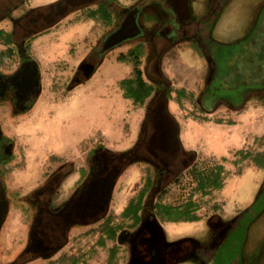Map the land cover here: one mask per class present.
Instances as JSON below:
<instances>
[{"label":"rangeland","instance_id":"obj_1","mask_svg":"<svg viewBox=\"0 0 264 264\" xmlns=\"http://www.w3.org/2000/svg\"><path fill=\"white\" fill-rule=\"evenodd\" d=\"M16 1L17 9L1 26L12 27L14 20L30 10L60 0H0V7ZM213 1L187 0L184 5L179 4L178 12L182 16L183 9L189 6L197 20L209 14ZM232 7L237 17L257 15L258 21L247 38L244 35L250 20L242 27L241 23L231 25L230 18H226L228 24L225 21L228 31L220 29L211 35L215 77L209 88L220 100L214 110L205 112L200 103L212 73L201 45L181 42L164 57L162 72L171 83L169 111L180 125L185 148L197 151L198 167L185 171L160 194L155 189L145 202L192 208L200 222L218 214L227 218L242 214L239 224L225 236L224 229L216 234L211 228L198 233L211 236L212 245L219 242L212 256L214 261L209 264H240V257L250 264H259L264 257V168H260L264 165V0H239ZM222 13L220 10L214 14L215 18ZM80 25L86 29L80 31ZM105 32L102 23L86 16L66 18L43 33L46 35L20 42L26 53H12L14 62L5 61L0 68L4 77L13 76L28 56L43 71L40 94L27 102L26 110L17 106L18 100L8 99L0 105V138H7L9 150L5 154L11 155L10 164L0 172L6 190L0 218V264H128L120 256L122 230L127 226L122 211L132 199L136 200L147 172L146 164L131 166L120 179L107 223L73 228L68 244L51 258L31 259L25 254L34 194L63 171L68 174L69 189L61 190L68 194L79 169L88 166L96 152L126 155L141 138L151 99L139 104L127 97L122 82L134 76V65L124 57L118 58L124 48L110 52L92 79L75 87L72 84L80 63ZM4 50L0 47L2 60L6 58ZM252 60L261 66L255 75L251 73L255 66ZM139 66L143 70L144 62ZM228 100H238V104L242 100V106L233 108ZM225 125L230 127L229 134L221 132ZM238 133L240 142L237 139L224 149V140L233 139ZM217 165L224 167L222 186L199 190L197 176ZM239 180L237 193L242 200L238 207L242 210L233 213L229 207L233 198L227 195V189ZM251 198L254 201L248 205Z\"/></svg>","mask_w":264,"mask_h":264},{"label":"flooded vegetation","instance_id":"obj_2","mask_svg":"<svg viewBox=\"0 0 264 264\" xmlns=\"http://www.w3.org/2000/svg\"><path fill=\"white\" fill-rule=\"evenodd\" d=\"M186 1L134 0L127 6L115 4L116 0H96L92 3L99 10L103 2L107 4L113 21L111 28L101 36L89 56L80 63L72 80L73 86L84 84L92 79L110 52L124 48L118 58L124 57L134 65V76L129 80L130 86L137 87L140 83H145L148 89L151 87L147 98L151 99V102L147 108L141 138L129 153L113 154L104 150L96 152L88 166L79 169L78 177L68 194L62 193L61 190L69 189L66 171L60 172L55 180L34 194L30 207L33 216L29 230V246L25 252L31 259L33 257L35 259L37 257L51 258L56 255L68 244L73 228L91 226L98 222L107 223L112 213L114 194L120 179L131 166L146 164L147 172L142 178L143 185L136 195V200L132 199L122 211V218L127 226L123 228L124 232L120 240L128 244L131 253L129 264H182L184 262L209 264V261H214L212 256L215 255L219 242L212 245L211 236L208 238L209 236L205 233L203 238H173L165 228L170 223L199 222L195 219L192 208L151 205L145 202L146 197L152 195L155 189L160 194L169 183L180 179L185 171L198 167L197 151L185 148L181 140L180 125L169 111L171 83L163 75L162 63L173 46L181 42H194L201 45L202 53L212 70L206 88L200 96L201 106L205 112H210L214 110L215 103L220 101L212 93L213 89L209 88L215 77L213 75L215 51L208 31L209 21L206 22L208 25L205 27L204 22L192 16L189 6L183 9L181 16L178 12L179 4L184 5ZM18 5L16 1L5 3L0 7V23L12 17V12ZM222 7L220 3L212 10L211 17L214 18ZM43 8L45 7L32 9L23 14L20 19L14 20L10 32L0 37V47L5 49L6 56L3 60L0 58V68L5 61L14 62L15 55L12 53H26V49H23L20 42L31 40L47 32L62 19L83 7L69 10L60 18L48 17ZM4 28L0 25L1 32H5ZM18 43L21 45L19 46ZM27 58L28 56L23 58L20 68L17 71L14 70L13 76L4 77L0 74V105L8 99L18 100L17 106L21 110H26L27 102L39 96L42 87L40 69L37 64ZM140 62H144L145 70L139 66ZM254 65L251 73L255 75L261 66L257 67L256 63ZM126 93L128 94L127 89ZM132 99L135 101L134 98ZM228 101L232 103L233 108L242 106V100L239 104L238 100ZM7 144V138L2 136L0 138V172H3L1 170L3 166L10 164V162L6 163L11 159V155L5 154L9 150ZM114 178L115 185L111 196L108 197L109 185ZM4 191H6L5 185L0 176V218ZM57 191H61V194ZM141 194L143 199L139 204ZM77 201L81 202L83 212L80 217L73 220L65 215ZM242 216L241 214V216L227 218L221 214L213 215L206 221V226L207 229L214 230V234L224 229L223 236H225L239 224V218ZM225 219L228 220L227 223L224 222ZM217 255L216 258H218ZM28 259L29 257L26 260ZM239 261L240 264H250L241 257ZM259 264H264V257Z\"/></svg>","mask_w":264,"mask_h":264},{"label":"crops","instance_id":"obj_3","mask_svg":"<svg viewBox=\"0 0 264 264\" xmlns=\"http://www.w3.org/2000/svg\"><path fill=\"white\" fill-rule=\"evenodd\" d=\"M238 1L239 0H214L213 4L211 5L212 9L209 12V14L206 15V16L201 15V17H199V19L202 22H204V24L207 21H209L210 25L208 27V31H209V33L211 35L214 34L216 31H220V29L223 32H225V29H226V31H228V26H227L228 21H226V18H230L229 19L230 20L229 23L231 25L238 26L239 23H241V25L243 24L242 27L245 26L244 24H246V21L250 20L249 24L246 25V32H245L244 36H246V38H247V37L252 35V31L255 28L256 23L258 21V16L256 15L255 18H252L251 15L250 16L245 15V16H238L237 17L236 14H235L236 10L234 9V7H232V5L236 4ZM133 2H134V0H116L115 4H118L120 6H127V5H131ZM221 2H224L223 3V7L221 9V11L223 12L222 15L219 16V18L211 17L210 13L212 12V10L217 8ZM108 7L109 6H107V4H105L103 2L101 7H100V10H99L98 8H96V5L90 4V5H87V6H83V8H81L80 10L70 14L66 18H71L72 16H74V17H84V16H86V18L89 19V20H92L94 22L102 23L103 28H105L106 31H107L108 29L111 28L112 21H113L112 14L109 12L110 9ZM66 18H64V19H66ZM64 19H62L56 25H60V23ZM225 21L227 22V24H226ZM237 21H239V22H237ZM204 26L206 27V25H204ZM2 27H5L4 28L5 29L4 35L6 36V34L10 32L11 27L9 25H7V24H6V26H2ZM80 27H81L80 31L86 29V26L80 25ZM44 35H46V34H43V36ZM37 38H39V37H37ZM37 38L33 39L32 41L36 40ZM39 69H40V74H41V78H42L43 77V71L41 69V66L39 67ZM42 82H43V80H42ZM222 128H223V130H221V132L224 133V134H226V133L229 134L231 132L229 130V128H230L229 125H225ZM236 135L234 136L233 139L229 138V140L228 139L224 140V142H223L225 144L224 147H223L224 149H225V147L228 144L236 143L237 139L240 142V140L242 139L241 138V134L238 133ZM47 138L50 139V137H47ZM257 166H259V165L257 164ZM260 168H264V165L263 164L260 165ZM260 170H262V169H260ZM239 183H240V180H239V182L236 185H232V186H230L227 189V193H228L227 195H229V197L233 198V203L231 205H229V207H231L233 213L236 212V211L238 212L239 210L240 211L242 210V209H239V207H238L239 201L242 200L241 197H239V195L237 193L238 189L241 187V185H239ZM253 201H254L253 198L249 199L248 205H250V204L252 205ZM235 215H236V213H235ZM235 215H233V216H235ZM165 228L167 229L168 233L173 238H179V237L200 238L203 235L201 236L198 232H200L203 229H206L207 227H206V222H200V221L199 222H190V221H188V222L170 223V224H167ZM198 236H200V237H198ZM120 248H121L120 256L121 257L122 256L125 257L127 263L129 264L130 258H131V253H130V250L128 249V244L126 242L125 243L121 242L120 243ZM182 264H195V263H193V262H184Z\"/></svg>","mask_w":264,"mask_h":264},{"label":"trees","instance_id":"obj_4","mask_svg":"<svg viewBox=\"0 0 264 264\" xmlns=\"http://www.w3.org/2000/svg\"><path fill=\"white\" fill-rule=\"evenodd\" d=\"M4 32L0 31V37L3 36ZM122 85L128 90L127 97L128 98H134L135 102H138L139 104H144L145 100L148 98L150 94V88H147V85L145 83H140L137 87H132L131 82L129 80H125L122 82ZM129 88V89H128ZM9 162V160L6 161V163ZM224 167L221 165H217L215 168H213L210 172L207 174H199L197 176L198 179V187L199 190H204L205 188L209 186L214 187H221L223 184V174ZM143 194L140 196L139 204L142 202Z\"/></svg>","mask_w":264,"mask_h":264},{"label":"water","instance_id":"obj_5","mask_svg":"<svg viewBox=\"0 0 264 264\" xmlns=\"http://www.w3.org/2000/svg\"><path fill=\"white\" fill-rule=\"evenodd\" d=\"M94 1L96 0H60L52 5H49L44 9V13H46V15L48 17H62L63 15H65L69 10H72L74 8H78V7H83V6H87L92 4ZM115 185V178L113 179V181L111 182V184L109 185V190H108V197L111 196L113 187ZM86 196V193H85ZM81 202L77 201L76 203H74V205L68 210V213L65 215L70 216L71 219H76L78 217H80V215L83 212V208L80 206ZM63 245V244H62Z\"/></svg>","mask_w":264,"mask_h":264}]
</instances>
